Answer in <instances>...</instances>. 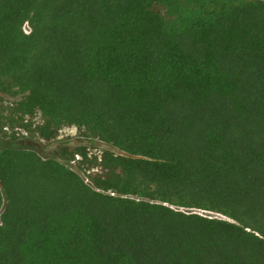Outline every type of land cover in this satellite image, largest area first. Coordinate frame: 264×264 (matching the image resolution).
Returning a JSON list of instances; mask_svg holds the SVG:
<instances>
[{
	"label": "trees",
	"instance_id": "trees-1",
	"mask_svg": "<svg viewBox=\"0 0 264 264\" xmlns=\"http://www.w3.org/2000/svg\"><path fill=\"white\" fill-rule=\"evenodd\" d=\"M0 99V264H264V0H0Z\"/></svg>",
	"mask_w": 264,
	"mask_h": 264
},
{
	"label": "rangeland",
	"instance_id": "rangeland-1",
	"mask_svg": "<svg viewBox=\"0 0 264 264\" xmlns=\"http://www.w3.org/2000/svg\"><path fill=\"white\" fill-rule=\"evenodd\" d=\"M26 29L28 31L29 28L26 26ZM7 101H9V99H5L4 101H2L3 103L0 102V105H2L0 106V110H3L5 108L4 102H7ZM4 132L7 135L6 138L2 137L4 135L3 134ZM12 132H13V129H11V127H8V130L3 129L2 133H0V147L2 145L7 144L10 141L9 136L12 135ZM17 138H18L17 139L18 145L36 150L43 157H50L54 154L55 151L60 150L61 148H64V147L69 148V150H74L80 146H86L90 150H95V151H99V149L105 148V146L101 144L100 142L93 140V139H85L81 136L72 137L71 139L66 140V141H52L48 143L41 142L29 136L21 137L20 133L17 134Z\"/></svg>",
	"mask_w": 264,
	"mask_h": 264
},
{
	"label": "built area",
	"instance_id": "built-area-1",
	"mask_svg": "<svg viewBox=\"0 0 264 264\" xmlns=\"http://www.w3.org/2000/svg\"><path fill=\"white\" fill-rule=\"evenodd\" d=\"M4 130H8V127H4ZM71 133L72 134L75 133L74 129L71 130ZM81 160H82L81 155L80 154H76L75 157L69 163L70 167L75 169V170H77V167H78L79 163L81 162ZM80 173L84 176V172H80ZM85 182H89V179L86 176H85ZM202 213H207V212H202Z\"/></svg>",
	"mask_w": 264,
	"mask_h": 264
}]
</instances>
